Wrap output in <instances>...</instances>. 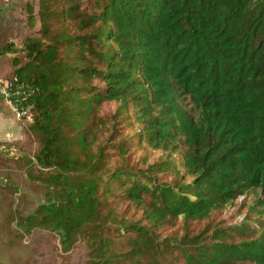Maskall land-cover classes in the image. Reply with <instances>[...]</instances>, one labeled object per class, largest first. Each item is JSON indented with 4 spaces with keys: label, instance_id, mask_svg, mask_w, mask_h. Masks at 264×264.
Instances as JSON below:
<instances>
[{
    "label": "trees",
    "instance_id": "1",
    "mask_svg": "<svg viewBox=\"0 0 264 264\" xmlns=\"http://www.w3.org/2000/svg\"><path fill=\"white\" fill-rule=\"evenodd\" d=\"M37 14L11 77L34 90L45 187L25 230L85 264H264V0H38ZM247 197L240 220L216 219Z\"/></svg>",
    "mask_w": 264,
    "mask_h": 264
},
{
    "label": "rangeland",
    "instance_id": "2",
    "mask_svg": "<svg viewBox=\"0 0 264 264\" xmlns=\"http://www.w3.org/2000/svg\"><path fill=\"white\" fill-rule=\"evenodd\" d=\"M37 12L38 0H0V61L9 67L14 59L20 64L26 61L23 43L27 38L38 36ZM114 107L112 103L105 104L102 112H111ZM26 137L24 148L14 145L20 153L18 157L0 150V264H85V252L81 247L63 253L54 233L41 228L25 230L19 219L31 214L43 201L45 193L39 180L41 170L34 160L38 139L31 132ZM240 202L239 198L225 207L217 213L216 219L240 220L251 197H247L244 208Z\"/></svg>",
    "mask_w": 264,
    "mask_h": 264
},
{
    "label": "crops",
    "instance_id": "3",
    "mask_svg": "<svg viewBox=\"0 0 264 264\" xmlns=\"http://www.w3.org/2000/svg\"><path fill=\"white\" fill-rule=\"evenodd\" d=\"M9 66L7 63L0 61V79L13 76L15 66L13 63L12 67ZM28 126V118L17 119L9 105L0 98V142L17 145L20 148L26 146Z\"/></svg>",
    "mask_w": 264,
    "mask_h": 264
},
{
    "label": "built area",
    "instance_id": "4",
    "mask_svg": "<svg viewBox=\"0 0 264 264\" xmlns=\"http://www.w3.org/2000/svg\"><path fill=\"white\" fill-rule=\"evenodd\" d=\"M33 91L25 82L17 81L11 77L0 81V96L9 105L17 119L23 117L31 119L30 107L25 105L24 101ZM0 150L12 154L14 157H18L20 154L14 145L1 142Z\"/></svg>",
    "mask_w": 264,
    "mask_h": 264
}]
</instances>
